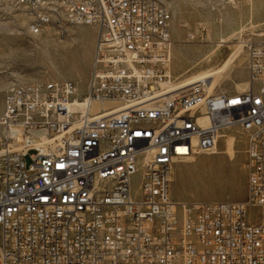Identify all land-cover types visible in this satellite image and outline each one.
<instances>
[{
	"label": "built area",
	"instance_id": "2783aa9c",
	"mask_svg": "<svg viewBox=\"0 0 264 264\" xmlns=\"http://www.w3.org/2000/svg\"><path fill=\"white\" fill-rule=\"evenodd\" d=\"M169 1L15 0L30 26L91 25L97 41L84 96L68 79L5 90L0 264H264V39L248 45L246 91L200 79L165 94ZM234 126L247 198L174 200L177 165Z\"/></svg>",
	"mask_w": 264,
	"mask_h": 264
},
{
	"label": "rangeland",
	"instance_id": "374dc122",
	"mask_svg": "<svg viewBox=\"0 0 264 264\" xmlns=\"http://www.w3.org/2000/svg\"><path fill=\"white\" fill-rule=\"evenodd\" d=\"M169 5L172 44L158 62L163 75L154 85L178 86L215 72L206 78L212 83L213 92L246 91L248 45L264 39V0H170ZM30 21L15 0H0V114L5 90L12 84L68 79L76 84L79 96L87 92L96 50V28L66 24L34 34ZM223 135L217 153H199L193 156V162L177 165L172 184L174 200L247 198L246 131L234 126ZM230 138L234 140V154L228 150ZM26 160L30 163V157ZM138 183L136 175L134 184ZM257 215V208H250V218Z\"/></svg>",
	"mask_w": 264,
	"mask_h": 264
},
{
	"label": "bare ground",
	"instance_id": "6f19581e",
	"mask_svg": "<svg viewBox=\"0 0 264 264\" xmlns=\"http://www.w3.org/2000/svg\"><path fill=\"white\" fill-rule=\"evenodd\" d=\"M30 30H31V32L34 33V34H40V33H42V32L45 31V29H43V28H39V27H35V26H31V27H30ZM214 73H215V72H208V73L204 74V75L201 76V77H197V78L190 79V80L186 81L185 83H183V84H181V85H178V86H171V85H168V87H166L165 83H163V84H161V87H162V89H165L164 93L167 94V93H169V92H171V91L179 90V88L182 89V87H185V86H191V85H193L195 82L199 81L200 79L210 78ZM206 80H207V82H208V79H206ZM208 84H210L211 87H212V83H209V82H208ZM21 85H22V87H30V83H25V84H21ZM240 87H241L240 84H238V85H237V88L240 89ZM243 88H245V87H243ZM153 89H154V88H153ZM7 90H9V87H8ZM108 109H109V108H108ZM110 110H111V111L108 112V113H114V112L118 111V109H116L115 107H111ZM222 136H225V135L222 134ZM227 146H228V150H229V152H230L231 154H234V140H233V138H230V139L228 140V142H227ZM214 153H217L216 148L214 149ZM187 161H188V162H193L194 159H193V157H191V158H190L189 160H187Z\"/></svg>",
	"mask_w": 264,
	"mask_h": 264
}]
</instances>
